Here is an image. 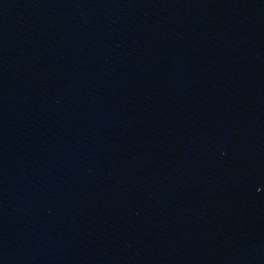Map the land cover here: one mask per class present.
I'll return each mask as SVG.
<instances>
[{
    "label": "water",
    "instance_id": "95a60500",
    "mask_svg": "<svg viewBox=\"0 0 264 264\" xmlns=\"http://www.w3.org/2000/svg\"><path fill=\"white\" fill-rule=\"evenodd\" d=\"M0 264H264V0H0Z\"/></svg>",
    "mask_w": 264,
    "mask_h": 264
}]
</instances>
